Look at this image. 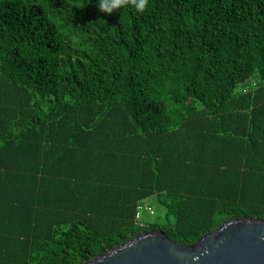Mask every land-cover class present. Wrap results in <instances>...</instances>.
<instances>
[{
  "label": "trees",
  "instance_id": "obj_1",
  "mask_svg": "<svg viewBox=\"0 0 264 264\" xmlns=\"http://www.w3.org/2000/svg\"><path fill=\"white\" fill-rule=\"evenodd\" d=\"M245 217L264 220V0H0V264Z\"/></svg>",
  "mask_w": 264,
  "mask_h": 264
},
{
  "label": "water",
  "instance_id": "obj_2",
  "mask_svg": "<svg viewBox=\"0 0 264 264\" xmlns=\"http://www.w3.org/2000/svg\"><path fill=\"white\" fill-rule=\"evenodd\" d=\"M82 264H264V220L227 221L191 245L152 230Z\"/></svg>",
  "mask_w": 264,
  "mask_h": 264
},
{
  "label": "clouds",
  "instance_id": "obj_3",
  "mask_svg": "<svg viewBox=\"0 0 264 264\" xmlns=\"http://www.w3.org/2000/svg\"><path fill=\"white\" fill-rule=\"evenodd\" d=\"M150 0H99V10L112 14L121 7L131 4L138 13H144L148 8Z\"/></svg>",
  "mask_w": 264,
  "mask_h": 264
},
{
  "label": "built area",
  "instance_id": "obj_4",
  "mask_svg": "<svg viewBox=\"0 0 264 264\" xmlns=\"http://www.w3.org/2000/svg\"><path fill=\"white\" fill-rule=\"evenodd\" d=\"M155 214H156L155 205L148 200L142 201L138 206V210L136 214L137 225L141 228L146 227L148 224L149 215H155Z\"/></svg>",
  "mask_w": 264,
  "mask_h": 264
},
{
  "label": "rangeland",
  "instance_id": "obj_5",
  "mask_svg": "<svg viewBox=\"0 0 264 264\" xmlns=\"http://www.w3.org/2000/svg\"><path fill=\"white\" fill-rule=\"evenodd\" d=\"M155 216H156V214L155 215H149L148 221L155 219Z\"/></svg>",
  "mask_w": 264,
  "mask_h": 264
}]
</instances>
